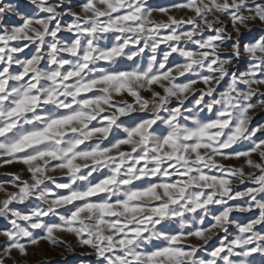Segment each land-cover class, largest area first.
Segmentation results:
<instances>
[{
  "label": "rangeland",
  "instance_id": "374dc122",
  "mask_svg": "<svg viewBox=\"0 0 264 264\" xmlns=\"http://www.w3.org/2000/svg\"><path fill=\"white\" fill-rule=\"evenodd\" d=\"M0 264H264V0H0Z\"/></svg>",
  "mask_w": 264,
  "mask_h": 264
}]
</instances>
